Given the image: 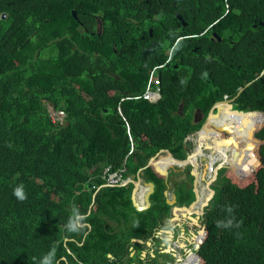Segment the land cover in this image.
<instances>
[{
    "label": "trees",
    "instance_id": "trees-1",
    "mask_svg": "<svg viewBox=\"0 0 264 264\" xmlns=\"http://www.w3.org/2000/svg\"><path fill=\"white\" fill-rule=\"evenodd\" d=\"M2 12L8 25L0 18V264H41L50 252L53 264H120L130 238L150 237L170 214L168 154L145 170L157 185L147 210L136 211L128 189L102 195L111 206L128 205L120 214L133 223L126 243L95 232L83 245L65 241L68 216L92 203L93 190L84 191L89 168L123 165L131 148L127 122L135 145L129 173L161 148L184 158L185 138L203 123L195 113L205 119L249 81L235 103L250 116L220 108L211 124L231 134L207 130L229 137L234 152L213 185L198 264H264V0H0ZM211 30L222 40L212 39ZM158 75L162 97L150 101L144 93ZM61 110L64 119L53 121ZM228 148L215 144L209 164ZM18 186L23 201L13 194ZM185 189H178L182 203L195 197ZM207 191L200 190L199 202Z\"/></svg>",
    "mask_w": 264,
    "mask_h": 264
},
{
    "label": "flooded vegetation",
    "instance_id": "flooded-vegetation-1",
    "mask_svg": "<svg viewBox=\"0 0 264 264\" xmlns=\"http://www.w3.org/2000/svg\"><path fill=\"white\" fill-rule=\"evenodd\" d=\"M214 32L216 31L211 30V34L213 36L212 39H218V36L214 34ZM230 42L234 41L230 40ZM196 119L198 120L197 116ZM190 162L191 161L173 168L176 170L174 171V174L179 173L178 175H171L170 169H168V173L167 175H165V183L167 187L168 183L171 184V188L175 191L174 195L176 198V204L178 203L180 207L184 205L181 202V195L180 192H178V189L185 186L186 193L184 195H186L189 192L188 190L190 189L194 191L195 176L192 175V170H194V166ZM199 164L203 166L202 163ZM201 166L197 168V171L204 173V167ZM145 170L146 168L142 170L140 174H137L135 178H131L130 180H128L124 184V186H121V188L129 190L131 199L133 190L136 188L141 189V186L145 185L146 181L150 180L147 179ZM206 176H208L207 173L200 177L198 179L197 185L199 183H203L206 185L207 189H209L208 179L205 178ZM188 177H190V180H188ZM139 182L140 184L138 187ZM153 182L156 185V182ZM214 184H216V182L211 184V187L214 190V193L216 194V189L213 188ZM165 192L166 190L164 191V194ZM165 196L167 201L168 196L166 194ZM208 201V206L204 209L203 214L195 213L193 215L195 217V220L190 219L189 216L186 215V210L180 209L177 210L178 217L175 218L173 214L174 206H170L171 215L169 214V216L166 217L164 225L156 227L154 229V232L148 238L131 237L130 240L131 242H133L131 245H129L128 248L129 255L120 258L118 262L120 264H128V260L131 259L133 260L131 264H178V261L180 259H182V261L185 260V257L191 251L193 245L196 242L200 244L204 236L203 234V236H201V239H197V236L201 234L202 227H204L206 230L205 221L207 210L210 208L211 204L210 195L208 196ZM142 205L144 206L145 203ZM126 207H128V205L118 206L113 204L111 207L102 209L98 213L91 216L88 222H85V224H87V229L82 234L79 243L83 245L86 242L87 238L93 232H95V234L97 235L106 234L109 236V240L111 235H118V241L126 243L127 240L125 238V231L130 216L127 219H124L122 215H120L122 212H126L128 210H123V208ZM199 224H201V226H199ZM142 234L145 235V233ZM134 238L138 239L133 240ZM109 254L108 256H110ZM111 257L112 259H116L118 256L112 254Z\"/></svg>",
    "mask_w": 264,
    "mask_h": 264
},
{
    "label": "clouds",
    "instance_id": "clouds-1",
    "mask_svg": "<svg viewBox=\"0 0 264 264\" xmlns=\"http://www.w3.org/2000/svg\"><path fill=\"white\" fill-rule=\"evenodd\" d=\"M76 11V10H75ZM5 14V16L3 17V15ZM77 14V13H76ZM6 16H7V13L6 12H2L1 13V15H0V18L1 19H4L5 20V18H6ZM77 17V16H76ZM96 19H98V20H96ZM83 26V25H82ZM98 27V28H97ZM103 21H102V19L100 18V17H96L95 18V33L97 34V35H99V36H102L103 35ZM82 29H84L85 31H88L87 30V28L86 27H83ZM150 29H152V28H150ZM150 29H149V31H150ZM214 34H216L217 36H218V39L217 40H222V37H221V39L219 38L220 36L217 34V32H214ZM151 35H152V32H151ZM104 46H105V44H106V37H105V39H104ZM179 43V39H177L176 40V43L171 47L172 49L170 50V48H169V53H170V55H169V59L172 57V51H173V48H175V46L177 45ZM103 49V48H102ZM102 49L100 50V51H98L97 52V55H96V58L94 59V63L96 62V61H98L99 59H100V57H101V55H102ZM157 77H159L160 78V82H161V77H160V75H158ZM157 77H155V78H157ZM250 82V81H249ZM248 83V82H247ZM246 83V84H247ZM245 84V85H246ZM156 87V86H155ZM154 87V88H155ZM158 87H159V91H160V96H159V98H156V99H154V100H151V99H148V100H150V101H157L158 99H160L161 97H162V93H161V83L158 85ZM154 88H151V89H154ZM129 98V97H128ZM130 98H134V96H131ZM226 99V98H225ZM221 100H223V99H221ZM219 101V100H218ZM212 108V107H211ZM211 110V109H210ZM210 110H209V112H210ZM62 112V113H61ZM209 112H208V114H209ZM122 113V112H121ZM208 114H207V116H208ZM64 112L61 110V111H55L54 112V115H53V121H58V120H61V119H64ZM196 116L198 117V120L196 119ZM207 116H206V118H207ZM205 118V119H206ZM205 119H203V114L201 113V112H196L195 113V122H200V121H202V122H204L205 121ZM203 124V123H202ZM214 125V124H213ZM202 126V125H201ZM212 127H214L215 129H216V126L214 125V126H212ZM201 128V127H200ZM200 128L198 129V130H196V131H194L193 133H191V134H189L186 138H185V140H184V145H185V157L184 158H177V157H175L172 153H171V151L169 150V149H167V148H161L158 152H156V154H157V156H155V155H153V156H155L154 157V160L160 155V154H162V153H166V154H168V157H167V159H165V165H164V170L166 171V175H167V173H168V169H173V168H175L176 166H180V165H182V164H185V163H188L189 161H191L190 159L188 160V155H187V149H190L191 150V152H194V150L197 148V146H198V143H199V131H200ZM127 131H128V135H129V138H130V141H131V148H130V151L128 152V154L126 155V157H125V161L123 162V165L122 166H120L119 168H116V169H114V166H113V164L112 163H110L109 161H108V163L107 164H105V166L102 168V170L100 171V172H98V173H95V171H96V169H97V165H95L94 166V168L93 169H91V168H89L90 169V171H91V173H92V176H91V178H90V180H89V182H88V184H87V186L85 187V189H84V191H87V190H93V194H92V203H91V205L89 206V208L86 210V211H83V212H81V211H78L76 214H73V213H71L69 216H68V218H67V220L65 221V223H66V226H67V228H68V230H69V233L68 234H66L65 236H64V238H65V241H78V242H80L79 241V237H81L82 236V234L84 233V231L87 229V224H85V222H88V220H89V218L91 217V216H93L94 214H96V213H98L100 210H102V209H106V208H109V207H111V204H110V200H108V199H104V198H102V195L103 194H106V191H107V189H109V188H121V186H124V184L123 185H116V186H110V185H106L105 183H104V180L100 177V174L102 173V171L104 170V168L107 166V165H111L112 166V171H116V170H120V169H122L123 168V166H125L126 167V170L124 171V175H125V180H126V182L128 181V180H130L131 178H135L136 176H137V174H140V172L142 171V170H144L145 168H147L148 166H150L151 164H152V162L154 161H152V162H149L150 161V159L151 158H153V156L149 159V161L147 162V164L146 165H144L143 167H141L139 170H138V172H136V173H129L128 172V167H127V161H128V157L133 153V151H134V148H135V145H134V141H133V138H132V133H131V130H130V126H129V124H128V122H127ZM219 131V130H218ZM195 132H197V142H196V145L194 146V144H193V139H192V137L194 136V134H195ZM205 132V134H207V135H211V133H217L216 131H207V130H205L204 131ZM219 132H224V133H228V132H226V131H219ZM218 134V133H217ZM230 134V133H229ZM206 137V136H205ZM218 138L219 139H221V138H227V137H220L219 135H218ZM228 139H230L229 137H228ZM212 141L210 142V144L208 145L207 144V139H205V142H204V145H203V147H202V149H201V151H200V153L198 154V156H197V158H196V161H198L199 163H202L203 164V166H201V164H199V166H201V167H204V165L206 164L207 165V170L204 172V174L202 173V172H199V174H200V177H202L203 175H205L206 174V172L208 171V164H209V161H207L208 163H206L205 161H202L201 159H202V156H200V154L201 153H205V150L210 146V145H212ZM193 146V147H192ZM162 149H164V150H162ZM166 150H168L169 152H167ZM211 154V153H210ZM206 155H208L207 153H205V156ZM204 156V155H203ZM191 159H193V158H191ZM171 160H173V161H171ZM171 161V162H170ZM107 162V161H106ZM105 162V163H106ZM191 163V162H190ZM217 164L215 163V166H216ZM198 166V167H199ZM214 166V167H215ZM214 169V168H213ZM211 170V173L210 174H208V175H210V176H212L213 175V172H214V170ZM222 169V168H221ZM135 174V175H134ZM219 174V173H218ZM211 178V177H210ZM218 179V178H217ZM216 179V180H217ZM125 182V183H126ZM150 182H153V181H151V180H148V181H146V184L145 185H142L141 186V189H138V188H136V189H134L133 190V192H132V199H131V201L133 200V194H134V196H135V198H136V201L138 202V204H140V205H142V204H144L145 203V205H146V200H144L145 199V195L146 194H149V199H150V206H151V204H152V202H151V195L154 193V191L156 190V188H155V183H154V190L152 191V187H151V184H150ZM216 182V181H215ZM139 184H140V182L138 183V187H139ZM166 191H168L169 193H168V197H171L173 194H174V190L171 188V184L170 183H168V187L166 188ZM194 192V191H193ZM211 191L208 189V191H207V195H206V197H205V199H204V201L203 202H205V200H206V198L211 194L210 193ZM140 193H142V195H140ZM13 194L20 200V201H23L24 199H26V195H25V193H24V191H23V186H18V187H16L14 190H13ZM194 196H195V193H194ZM214 196H215V193H213L212 194V197H211V199H210V201L212 202L213 201V198H214ZM195 200V197H194V199L191 201V202H188V203H182L184 206H189L193 201ZM134 201V200H133ZM199 201V200H198ZM203 202H202V207H204V209L208 206V205H206V206H204V204H203ZM78 205L79 204H77V205H74V207L76 208V209H78ZM144 205V206H145ZM177 205H178V203H177ZM201 205H197V203H196V209H192L191 211H189V212H192L193 213V215L195 214V213H197L196 212V210L197 209H199L200 208V206ZM133 206H134V203H133ZM143 206V205H142ZM150 206H148V207H146V208H144L143 210H137L136 208V211H139V212H142V211H145V210H147ZM170 206V205H169ZM179 206V205H178ZM135 207V206H134ZM228 211L229 212H231V208H229L228 209ZM185 213L187 214L188 212H186L185 211ZM170 215H171V211H170ZM229 223H231V221H229ZM221 226V223H218L217 224V227H220ZM224 226H227V225H224ZM138 238H134L133 240H137ZM131 241V240H130ZM133 242V241H132ZM199 247H200V245H199ZM199 249V248H198ZM198 249H196V254H198L199 256H200V254L198 253ZM110 256L109 257H111V253L109 254ZM53 257H54V252H50L48 255H46L43 259H42V261H41V264H53ZM64 258H66V257H64ZM193 258V256H192V254H190V253H188L187 254V256L185 257V260L186 259H189V260H191ZM185 260H183L182 261V259H180L179 261H178V264H180V263H184V261Z\"/></svg>",
    "mask_w": 264,
    "mask_h": 264
},
{
    "label": "water",
    "instance_id": "water-1",
    "mask_svg": "<svg viewBox=\"0 0 264 264\" xmlns=\"http://www.w3.org/2000/svg\"><path fill=\"white\" fill-rule=\"evenodd\" d=\"M73 14L74 16L76 17L77 14H76V11L73 10ZM5 16V14L3 15V17ZM179 19L182 20V22L185 24L186 22L183 20V17L179 15ZM262 25H264V21H261L260 22ZM152 32V29H150V34ZM221 39V37H219ZM264 74V69L262 71V73L260 75ZM252 81L248 82L245 86H242L239 88V91H238V94L231 97V98H226V99H223V100H219L217 101L211 108L207 118L205 119V121L203 122L202 126H201V129L199 131V143H198V146L197 148L194 150V152H191L190 149H187V155H188V160L191 159V158H197L198 154L200 153L203 145H204V142H205V139L204 137L207 135L205 134V130H208L209 127L211 126H214L213 124H211V119L212 117H217L219 115V110L220 108H225L226 112L230 113V114H242L244 117H248L250 116V111L249 110H243V109H240L238 104L235 103V100L236 98L240 95V93L245 89L246 86H248L249 84H251ZM62 113V112H61ZM247 122V119L244 120V123L246 124ZM216 126V125H215ZM216 129L219 130V131H226L228 133L229 132V128L225 127V126H216ZM231 134V133H230ZM211 135H214L215 139H218L220 141H223L224 143H226L227 145L229 146H233V142L228 139V138H221L219 139L218 138V134L217 133H211ZM164 150V149H162ZM167 152H169L168 150H166ZM231 152H229V156H230ZM157 156V154L155 155ZM150 159L149 162H152L154 160V157ZM209 156L210 154L208 155H204L202 156V161H205L206 163H208L207 161H209ZM173 161V160H171ZM170 161V162H171ZM211 161H209L210 163ZM226 161H220L215 167H214V172H213V175L210 176H206L205 178L208 179V186H209V190L211 191L210 193V199L212 197V194L214 193V190L212 189L211 187V184H213L216 179L218 178V173H219V170L221 168H223L224 166H226ZM191 164L194 166V170H192V175L195 176V182H194V193H195V200L189 205V206H178L176 204V198H175V195L173 194L171 197H167V203L170 205V206H174L173 207V214H174V217L177 218L178 217V212L177 210L180 209V210H186V212H188L186 215L189 216L190 219L192 220H195V217L193 216V213L192 212H189L191 211L192 209H196V203L198 202L199 200V189H198V185H197V182H198V179L200 178V174L199 172L197 171V168L199 166V162L198 161H191ZM135 175V174H134ZM211 177V178H210ZM151 184V187H152V191L154 190V183L153 182H150ZM168 191L165 192V194L168 195ZM133 203H134V206L137 210H143L144 208L150 206V199H149V194H146L145 195V199L146 200V205L145 206H142L140 204H138V202L136 201V198L133 194ZM208 197L206 198L205 202H203L204 206L208 205ZM202 206V205H201ZM197 214H203L204 213V207H200L199 209L196 210ZM199 226H201V224H199ZM203 234H205V228L202 227V230H201V234H199V236H197V239H201L203 236ZM199 243L196 242L193 247L191 248V251L189 252L190 254H192L193 258L191 260L189 259H186L184 261V264H198L199 261H200V256L198 254H196V249L199 248ZM64 258V257H63Z\"/></svg>",
    "mask_w": 264,
    "mask_h": 264
},
{
    "label": "built area",
    "instance_id": "built-area-1",
    "mask_svg": "<svg viewBox=\"0 0 264 264\" xmlns=\"http://www.w3.org/2000/svg\"><path fill=\"white\" fill-rule=\"evenodd\" d=\"M160 83L161 82H160L159 77L157 78V80L156 78H151L150 84L147 87L146 92L144 93V97L146 99H151V100L159 98L160 91H159L158 85ZM151 85H155L156 87L154 89H151ZM111 169H112V166L107 165L102 171V173L100 174V177L104 180V183L110 186L125 184L126 180L124 179L125 178L124 171L126 170V167L123 166L122 169L116 170V171H112Z\"/></svg>",
    "mask_w": 264,
    "mask_h": 264
},
{
    "label": "bare ground",
    "instance_id": "bare-ground-1",
    "mask_svg": "<svg viewBox=\"0 0 264 264\" xmlns=\"http://www.w3.org/2000/svg\"><path fill=\"white\" fill-rule=\"evenodd\" d=\"M206 136H211V137H214V135H206ZM231 140V139H230ZM232 141V140H231ZM233 142V141H232ZM214 143L215 144H219V143H224L223 141H220V140H218V139H215V137H214ZM228 151H227V153H226V155H225V157L222 159V160H220V161H226L227 163H226V166L228 165V164H230V162H231V160H232V156H233V152H234V143H233V146H229L228 145ZM229 152H231V154H230V156H229ZM191 161H195L196 160V158L194 159H190ZM219 161V162H220ZM218 162V163H219ZM217 163V164H218ZM214 168V166H212V164H208V171L206 172V173H208V174H210L211 173V170ZM204 174V173H203ZM204 186H206L205 184H203V183H199L198 184V187H199V191L201 190V189H203V187ZM201 193V192H200ZM200 193H199V200H200ZM140 195H142V193H140ZM202 204V202H197V205H201ZM180 264H183V263H180Z\"/></svg>",
    "mask_w": 264,
    "mask_h": 264
},
{
    "label": "rangeland",
    "instance_id": "rangeland-1",
    "mask_svg": "<svg viewBox=\"0 0 264 264\" xmlns=\"http://www.w3.org/2000/svg\"><path fill=\"white\" fill-rule=\"evenodd\" d=\"M7 16H6V18H5V20H4V24L5 25H8L7 24ZM158 78V77H157ZM157 78H156V80H157ZM52 111H53V109H51ZM54 114V113H53ZM201 129V128H200ZM197 132H195V134H194V136L192 137V139H193V144H194V146L196 145V140H197ZM193 147V146H192ZM214 149H215V144H214V142L212 143V145H210L206 150H205V153H214ZM216 154V153H215ZM207 170V165L205 164L204 165V171H206ZM174 171H176L175 169H171V171H170V174L171 175H178L179 173H176V174H174ZM188 180H190V177H188ZM214 185H216V184H214ZM215 189V188H214ZM189 193V192H188ZM133 226V223L132 222H130V223H127V225H126V231H125V235H128V236H131L132 235V232H131V227Z\"/></svg>",
    "mask_w": 264,
    "mask_h": 264
}]
</instances>
